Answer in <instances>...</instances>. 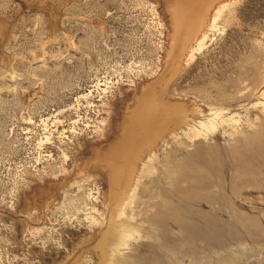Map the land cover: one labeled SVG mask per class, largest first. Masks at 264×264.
<instances>
[{"label": "rangeland", "instance_id": "obj_1", "mask_svg": "<svg viewBox=\"0 0 264 264\" xmlns=\"http://www.w3.org/2000/svg\"><path fill=\"white\" fill-rule=\"evenodd\" d=\"M193 1L201 48L174 0H0V264H101L157 104L108 264H264V0Z\"/></svg>", "mask_w": 264, "mask_h": 264}, {"label": "bare ground", "instance_id": "obj_2", "mask_svg": "<svg viewBox=\"0 0 264 264\" xmlns=\"http://www.w3.org/2000/svg\"><path fill=\"white\" fill-rule=\"evenodd\" d=\"M174 1H175V3L172 7V14H173V20H174V33H175L174 38H173L174 41L177 39L179 40L180 37H183V39H181L183 48L187 47L191 40H194L196 43H199L198 46L201 48L202 41H201V39H198V36H199L200 32L203 30L202 28L205 27L204 25L208 22L207 19L209 17L208 16L209 13L207 14V11H206L207 9L202 10V7H201L202 5L200 4V6H199L200 2L198 3V2L193 1V0L192 1L191 0H174ZM196 8H198V9H196ZM194 41L192 43H194ZM178 45L180 46V44H178ZM190 45H189V48H190ZM192 50H191V52L193 53L194 51H192ZM164 77H162V79ZM155 103H158V101L154 102V105L149 104L151 109H154ZM147 105H145V108H143L144 109L143 113H146V110H147L146 106ZM148 114H152L155 117V119H151L149 121V119L151 118L152 115H150L149 118H147V116H146V119L149 122L154 120V122L149 123L151 125V127H149L148 129H145V128L142 129L141 139H137L134 135L126 136L125 140L122 142V144L118 148L119 152L117 151V153H116L118 156L122 155L121 158H123V159H121V160L119 159L115 163L113 162L112 165L110 166L111 167V172H110V187L111 188H110V190H111V207H112L111 212L112 213L110 216V220L108 221V229L103 234H101L102 239H101V241L97 247L99 249L100 254H101L100 255L101 264H108V258L112 254L113 247L116 245L117 246L126 245L127 239L130 236L129 233H127L124 229L113 224V222H112L113 215H114L113 213L116 210L115 208L120 206L121 203L125 201V197L127 196L128 189L131 185L132 176L135 172V164L132 161H130L128 163V160H127L129 154L132 155V153H130V151L132 149H135L138 146L139 141H142L144 139H145L144 142L147 145V147L151 143H154L157 140V136H156L155 131L153 132V130L162 121H164V118H163L164 114H162L161 107L158 104H157V112L151 113L149 111ZM174 114H176V113H174ZM133 119H135L134 122L137 125H139L142 122V121H140L139 113H137L133 117ZM172 120L174 122H176L177 120H180L177 122L184 123L187 125L190 124V122L192 121L191 119L188 120L187 117L179 119L178 116H174V118H172ZM212 126H213L212 124L209 125V127H212ZM199 135H200V133H195L194 137L199 136ZM139 147H140V145H139ZM126 157H127V159H126ZM113 209H115V210H113Z\"/></svg>", "mask_w": 264, "mask_h": 264}]
</instances>
